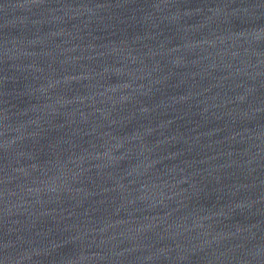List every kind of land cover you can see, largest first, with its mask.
I'll use <instances>...</instances> for the list:
<instances>
[{
	"label": "water",
	"instance_id": "obj_1",
	"mask_svg": "<svg viewBox=\"0 0 264 264\" xmlns=\"http://www.w3.org/2000/svg\"><path fill=\"white\" fill-rule=\"evenodd\" d=\"M0 264H264V0H0Z\"/></svg>",
	"mask_w": 264,
	"mask_h": 264
}]
</instances>
